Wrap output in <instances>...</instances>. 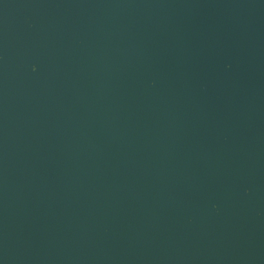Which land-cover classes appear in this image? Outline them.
Masks as SVG:
<instances>
[{"label":"water","instance_id":"95a60500","mask_svg":"<svg viewBox=\"0 0 264 264\" xmlns=\"http://www.w3.org/2000/svg\"><path fill=\"white\" fill-rule=\"evenodd\" d=\"M0 264H264V0H0Z\"/></svg>","mask_w":264,"mask_h":264},{"label":"snow or ice","instance_id":"6c2138e0","mask_svg":"<svg viewBox=\"0 0 264 264\" xmlns=\"http://www.w3.org/2000/svg\"><path fill=\"white\" fill-rule=\"evenodd\" d=\"M36 69L35 68H33V71H35ZM214 206V205H213Z\"/></svg>","mask_w":264,"mask_h":264}]
</instances>
